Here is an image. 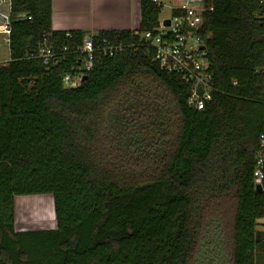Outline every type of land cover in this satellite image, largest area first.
Returning <instances> with one entry per match:
<instances>
[{
  "label": "trees",
  "instance_id": "trees-1",
  "mask_svg": "<svg viewBox=\"0 0 264 264\" xmlns=\"http://www.w3.org/2000/svg\"><path fill=\"white\" fill-rule=\"evenodd\" d=\"M135 30L55 31L52 0H13L0 66V264H260L264 20L258 0H206L201 30L217 88L204 110L146 52L162 4ZM175 12V11H173ZM69 32V35H67ZM86 36L125 45L75 75ZM48 45L56 57L39 56ZM66 48V50H64ZM49 193L56 228L16 229V197ZM264 264V262H263Z\"/></svg>",
  "mask_w": 264,
  "mask_h": 264
},
{
  "label": "built area",
  "instance_id": "built-area-1",
  "mask_svg": "<svg viewBox=\"0 0 264 264\" xmlns=\"http://www.w3.org/2000/svg\"><path fill=\"white\" fill-rule=\"evenodd\" d=\"M153 1L163 5L162 0ZM258 1L263 7L260 16L264 20V0ZM205 3L206 0H190L188 4L175 6L172 8L175 12H172L169 18L160 19V24L155 31H147L142 34L147 54L162 69L181 77L189 89L187 103L198 111L204 110L208 106L217 91L214 75L210 70L207 58L206 41L201 33ZM26 18L31 19V16L26 12H14L13 0H0V39L8 48L12 33V21ZM167 19L170 22L169 25L165 24ZM95 43L92 36L84 38L83 44L79 48L82 60L76 74L66 75L63 79L67 87H76L83 80V77L92 70L98 54L114 56L125 50V45L122 43L115 44L108 40ZM56 55L54 49L48 45L42 46L39 51V56L46 64ZM8 61L9 58L0 59V66L6 65ZM254 179L256 184L262 185L264 179V133L260 135V150L255 161Z\"/></svg>",
  "mask_w": 264,
  "mask_h": 264
},
{
  "label": "crops",
  "instance_id": "crops-1",
  "mask_svg": "<svg viewBox=\"0 0 264 264\" xmlns=\"http://www.w3.org/2000/svg\"><path fill=\"white\" fill-rule=\"evenodd\" d=\"M139 1L52 0V27L55 31L81 30L88 33L100 30H135L141 18ZM3 44L0 50L6 46ZM5 58L0 53V59ZM257 228L264 231V223L261 228L260 225Z\"/></svg>",
  "mask_w": 264,
  "mask_h": 264
},
{
  "label": "rangeland",
  "instance_id": "rangeland-1",
  "mask_svg": "<svg viewBox=\"0 0 264 264\" xmlns=\"http://www.w3.org/2000/svg\"><path fill=\"white\" fill-rule=\"evenodd\" d=\"M162 2L163 7L161 9L160 19H165L171 17L173 7L188 4L190 0H162ZM2 44L3 42L0 40V46ZM0 53L2 57L9 58V48L7 46H3ZM258 222L261 228V224L264 223V218H260ZM56 225L54 198L51 194H30L16 197L17 230L55 229ZM258 262L263 264L264 261L259 259Z\"/></svg>",
  "mask_w": 264,
  "mask_h": 264
},
{
  "label": "water",
  "instance_id": "water-1",
  "mask_svg": "<svg viewBox=\"0 0 264 264\" xmlns=\"http://www.w3.org/2000/svg\"><path fill=\"white\" fill-rule=\"evenodd\" d=\"M165 24H166V25H169V24H170V22H169L168 19L165 21ZM202 48H204V47H202ZM86 78H87V75H85V76L83 77V80H85ZM256 189H257V190H261V189H262V185H261V184H256Z\"/></svg>",
  "mask_w": 264,
  "mask_h": 264
}]
</instances>
